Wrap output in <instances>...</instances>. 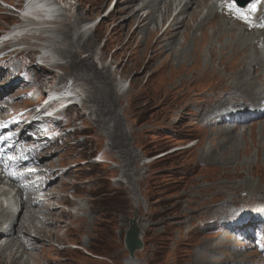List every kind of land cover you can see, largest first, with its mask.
<instances>
[{"label":"rangeland","instance_id":"obj_1","mask_svg":"<svg viewBox=\"0 0 264 264\" xmlns=\"http://www.w3.org/2000/svg\"><path fill=\"white\" fill-rule=\"evenodd\" d=\"M12 1L20 3V0ZM121 1L124 0H117L113 6V0H80L74 21L64 17L71 25L69 40L62 32V24H56L54 28L38 32L40 41L37 46H25L31 45L29 39L25 40L21 48H26V53H4L6 61L1 66L5 82L18 77L17 85L9 88L12 102L7 106L8 111H15L14 118L22 115L48 88L56 86L57 79H65L78 97V106L60 113L58 121H42L32 128L22 124L19 128L6 130L0 137L3 140L25 132L32 139L35 135L49 134L50 139H54L53 144L47 141L40 144L52 147L55 140L58 141L54 149L61 155H52L53 170H59V173L69 171L70 174L62 179L67 190H76L75 193L82 194L81 198L84 199L85 195L89 198L86 203L66 195L68 203L90 209L91 215L85 217L83 224V218L70 223L65 216V224H71L70 227L64 226L55 232L64 241L60 243L51 238L45 242L56 251H48L46 255L56 260V264H264V116L257 120L251 117L249 121L245 120L247 122L236 124L227 113L243 111L245 102L231 100L227 102L228 106L226 104L217 112L213 125L202 122L205 114L199 110L205 98L198 94L207 90L208 85L210 88L221 83L213 77L212 82H208V75H205V81L198 75L179 92L176 88L172 90V83L192 80V72L186 70L195 62L199 49L200 71L208 65L216 68L220 78L231 77L223 67L217 66V60L225 58L224 64L233 65L230 50L239 44L243 32L230 24H216L215 28L207 27L204 32L196 28V24L188 37H184L181 31L173 45L170 44L174 49L170 62L172 72L168 67L159 72L171 75L173 81L160 75L151 77V69L159 59L145 70L146 60L134 69L133 66L139 63L130 57L131 47L119 50L135 29V26L128 27L134 22L128 20L132 10H128L127 0ZM257 1L264 4L262 0ZM142 2L148 1L138 0L133 12L140 9ZM160 6L163 4L155 8ZM214 9L210 8L209 12ZM160 10L156 16L164 18ZM218 10L223 11V4ZM262 10L263 6L255 13L259 20H262ZM237 12L243 17L244 12L239 9ZM3 15L13 17L14 13L8 9ZM102 17L101 24H94V30L88 34L82 35L78 31L81 25L78 23L82 20ZM227 19L239 24L230 17ZM119 24L128 25L121 38ZM151 24L145 32L137 35L136 42H146L149 33L155 30V21ZM157 26L161 31L159 21ZM0 29H7V24H0ZM233 29L232 38L229 32ZM160 31L152 37V42L161 35ZM221 33L224 37L219 41L216 34ZM204 34L208 37L206 41ZM249 34L253 39V34ZM88 37H91L89 42ZM84 44L88 49L81 52L78 46ZM37 47H50L54 57L64 65L57 70L48 66L47 69L37 67L40 52ZM134 47L135 43L132 44ZM67 49L71 50L74 62L79 64L72 73L68 70V61L72 59L66 54ZM211 50H214V60L210 57ZM248 55L246 53L247 57L251 56ZM87 59L99 71L102 67L108 68L110 78L105 85L90 76L89 67L84 63ZM248 70L251 71L249 65ZM0 79L2 82L3 78ZM248 79L243 77L240 81ZM121 80L125 84L118 85ZM226 83L232 86L234 82L230 79ZM182 93L188 95L182 97ZM192 102L195 105L191 110L185 108ZM58 122L60 127L56 126ZM82 129L85 131L81 132ZM228 130L233 133L227 135ZM74 131L76 133L69 136ZM114 134L116 139H113ZM212 135L216 138L214 142L210 141ZM29 139L27 141L31 142ZM82 140L84 142L79 143ZM48 160L44 158L42 167L36 170L46 171L50 164ZM100 160L103 162L98 164ZM33 168L26 171H34ZM2 178L8 186L4 174ZM54 179L51 177L50 182ZM65 192L61 189V193ZM50 203L58 213L63 211L66 215L67 207L71 205L62 204L57 198ZM46 204L45 201L44 206ZM2 210L0 213H4ZM133 218L137 219L143 234V249L132 260L125 249L124 239L129 220ZM2 245L4 241H0ZM60 245L66 252L60 251ZM71 245H79L81 250L71 252ZM37 246L40 252L42 245Z\"/></svg>","mask_w":264,"mask_h":264},{"label":"bare ground","instance_id":"obj_2","mask_svg":"<svg viewBox=\"0 0 264 264\" xmlns=\"http://www.w3.org/2000/svg\"><path fill=\"white\" fill-rule=\"evenodd\" d=\"M137 1L138 0H127L125 2L129 4L128 10H132L129 14L128 20L134 22V24H129V26L127 24H119L118 28L121 32L119 38L123 36V32L127 26L129 28L135 26V29L132 31L129 40L119 50L122 51L123 49L124 51L130 49L131 47L130 57L135 60L136 64L139 63L135 67L133 66L134 69H137L142 65L144 60H146V66L144 67L145 70L148 67H152L154 65V62L159 59L158 64L154 65L153 70L151 69V77L160 75L162 78L171 81L173 78L171 75L168 76L166 72L159 73L165 67H168L169 69L171 68L169 72H172V66L170 65V62L173 59L172 51L174 49L170 48V44L172 43L173 45L174 41H176L175 38L181 31L184 37H188L189 31L192 30V28H194L196 24H184V22L187 19L195 21L201 10L205 7L206 0H190L189 2L185 3L181 10V14L184 15V18L182 20L179 19V16L174 17L171 24H168L166 29H164L165 24H162L161 31L157 24H155V30L149 33V38L143 44L138 41L136 42L137 35L145 32V30H147L148 27L152 25L151 23H153L154 20L150 10L156 9L155 7L158 4H163V16L165 17L170 12L172 6L177 0H147V3L142 2L139 10L133 12V7L137 3ZM67 2L68 3L65 2L64 6L66 8H71L73 0H68ZM149 5H151L150 8ZM225 7H227V5L223 3V11H220L218 9L211 10L210 12H208V18L215 15L216 13H219L221 17L226 21L227 18L230 17L231 20L238 21L239 23L230 25L234 28L240 29L244 34L239 39V44L233 45L231 47L230 60L233 61L232 66L224 64L225 58H219L217 60V66L223 67V70L230 73L231 77L220 78L216 71V68H210L208 67V65L204 70H201V72L199 64L201 49H199V52L196 53L195 62L186 70V72H192V80H182L180 84L172 83V90L175 91L176 89H178L176 91L179 92L182 87H186L191 84L198 75H201L200 77L202 78V81H205L204 77L205 75H208L209 77L207 81L210 83L212 82L213 78H217L218 80H220L221 83L218 86L213 87L211 85V87L209 88L208 85L207 90L201 93L199 91H196L199 92V94H197L198 96L200 95V98H205V100H203V107L201 110H199V112H204L205 115L203 114L204 116L202 117V122L205 121V123L209 125L214 124V118L217 112L224 106H226L227 102H230L231 100L233 102H245L243 111H229V113L226 112L228 116H232V120L235 121L236 124L247 122L245 120L249 121L252 118L257 120L260 118V116H264V24H262V20H259V16L255 14L257 11L261 10L262 3L259 1H252L248 6L240 10L241 13L244 12L243 17L242 15L236 17L234 16L233 12H229V15V13L225 11ZM45 9L47 10V16H53V14L55 13V11H52L51 7L45 6ZM62 10L63 12L65 11L64 8H62ZM142 11H144L146 14L145 18L140 16L139 14ZM62 26L63 34L65 35L66 40H69L71 25L62 24ZM207 27L215 28L216 24H198L196 28H201L204 32ZM73 28L74 27H72V29ZM159 31L162 32V34L157 37L154 42H152V37L155 36ZM249 33L253 34V39ZM255 33H259L260 35ZM229 35L232 38L234 37V29L229 32ZM216 37L219 41H221L224 37V33H221L219 36L216 34ZM203 38L205 41L208 39L205 34L203 35ZM244 38L246 40H244ZM27 39L29 38H23L22 40L25 41ZM90 39L91 37H88L87 42H89ZM133 43H135L136 46L134 48H132ZM1 45L6 46L7 43L3 42ZM158 45H160L159 48H157ZM238 45L240 48H238ZM154 46L155 49L152 50ZM72 47H74V45ZM86 49H88L87 44L78 46V50H80L81 52L85 51ZM169 51L170 53H168ZM210 52L211 60H214V50H211ZM13 53L15 55L20 54V52ZM246 53L251 56L247 57ZM66 54H69L70 59H72L73 55L71 50L67 49ZM75 55L78 56L77 53H75ZM242 55H244V57ZM5 57L6 56H4L0 60V78H3V84L10 83L5 82L6 79L4 77V69L1 66L6 61ZM251 57H253V59H251ZM68 62V70H71L72 73V70L77 68L79 64H77L78 62L76 63V61L74 62L73 59ZM84 63L89 67V69H87L91 74L90 76H93L95 80L97 79V83L105 85V81L109 80L110 78L108 68L102 67L101 71H99L98 69L93 67L89 59L85 60ZM248 65L251 67V71L248 70ZM182 67L183 65L181 66V68ZM239 68L242 69L240 71H237ZM260 70H262V72H260ZM17 74L18 73H16V75ZM16 77L11 81L12 83L14 82L11 86H14L16 84ZM243 77H249L250 79L242 82L240 81V79ZM230 79L234 82L232 86H229L226 83V81H230ZM235 81L240 82L235 83ZM111 90L112 89H110V91ZM9 91L10 89L8 87L0 89V136L6 130L20 127L24 117H28L33 113L30 112L22 118L13 119L12 117L15 111L7 110V106L12 102L10 101L12 97L10 98ZM187 95V93H182L181 96L186 97ZM221 100L223 101L221 102ZM215 103L219 104L217 105ZM194 105L195 102H192L186 105L185 108H190L189 110H191ZM89 115L90 113L88 114V117ZM34 125L35 124H31L28 128H32L34 127ZM4 126H7V128H4ZM56 126L60 127L59 123H57ZM28 128L25 129L28 131ZM228 128L230 129V127ZM84 129L87 130V127ZM84 129L80 131L84 132ZM75 133L76 131L72 132L69 136H72ZM231 133H233V130H228L227 135ZM115 136L116 135L114 134L113 139H116ZM227 138H229V136ZM27 139H29V137H27L25 132H22L20 135H12L8 138L0 140V209H3L2 211L4 212L0 213V241H4V245L0 246V264H56V260H53V258L50 259V256L46 255L48 251H56L50 248V246L52 247V245L45 244V242H47L48 240L50 241L51 238H54L56 242L58 240V242L63 243L64 240L61 237L56 236L57 234L55 232L60 230L64 226L67 229L70 227L71 224H65L66 220L64 221V217H68L67 221H69L70 223L77 222L78 218H83V220L81 219L83 221V224L85 217L87 215H91V211H89L90 209L87 210L84 209L85 207L79 206V212H77V214H72L68 211L66 215L63 211L58 213L57 209L51 206L52 204L50 202L53 201L54 198H57L60 202H62V204L75 205L73 202L68 203V197L66 196L67 194H70L75 198H80L84 201H86V199L89 200V198H87L86 195L84 199L81 198L82 194L75 193L76 190H67L66 184L62 182V179L70 174L69 171L59 173V170H53L54 162H51V158L52 155L59 152L55 150L57 147L56 143H58L57 140H55V145L52 147H42L40 144L41 141H48L50 139L49 134H47V136L35 135L34 138L29 139L31 140V142L27 141ZM58 139H60V136L58 137ZM215 140L216 138L212 135L210 137V141L214 142ZM82 142H84V140L79 141V143ZM60 155L61 153L59 154V156ZM44 158H48L49 160L47 162L50 164L46 166L47 170L41 173L37 171L36 168L41 167ZM198 165L201 166V164ZM28 167H35V170L26 172L25 170ZM2 174H4L5 178L9 181L8 186H5V184L3 183ZM51 177H55L52 182H50ZM57 182V186L54 185ZM71 183L73 184V182H70V184ZM61 189L66 192L61 193ZM9 190L16 191L15 196H11ZM45 201L47 204L44 206ZM11 204H13V206L12 208H9ZM38 244L42 245L40 248V252H38ZM74 246L76 245H73L72 247ZM60 248V251H62V253L66 252L61 247V245ZM70 251L76 252L79 250L70 249Z\"/></svg>","mask_w":264,"mask_h":264},{"label":"water","instance_id":"obj_3","mask_svg":"<svg viewBox=\"0 0 264 264\" xmlns=\"http://www.w3.org/2000/svg\"><path fill=\"white\" fill-rule=\"evenodd\" d=\"M71 5V4H70ZM68 15L73 17V10L68 9ZM137 219L133 218L129 220L128 230L124 239V246L131 259L134 258L135 253L139 252L143 248L142 232L137 225Z\"/></svg>","mask_w":264,"mask_h":264},{"label":"clouds","instance_id":"obj_4","mask_svg":"<svg viewBox=\"0 0 264 264\" xmlns=\"http://www.w3.org/2000/svg\"><path fill=\"white\" fill-rule=\"evenodd\" d=\"M262 13H264V11L262 10Z\"/></svg>","mask_w":264,"mask_h":264}]
</instances>
